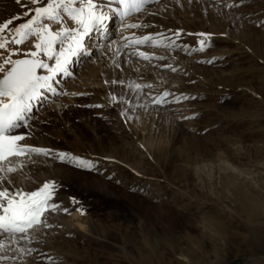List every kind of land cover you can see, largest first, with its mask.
Instances as JSON below:
<instances>
[{
    "label": "rangeland",
    "instance_id": "1",
    "mask_svg": "<svg viewBox=\"0 0 264 264\" xmlns=\"http://www.w3.org/2000/svg\"><path fill=\"white\" fill-rule=\"evenodd\" d=\"M26 3L0 0V23L26 22ZM139 15V27L115 22V53L81 61L75 95L15 130L55 154L7 175L25 191L55 181L58 209L30 240L0 236V264H264V0H149ZM33 43L9 47L22 57ZM74 214L83 230L63 224Z\"/></svg>",
    "mask_w": 264,
    "mask_h": 264
},
{
    "label": "snow or ice",
    "instance_id": "2",
    "mask_svg": "<svg viewBox=\"0 0 264 264\" xmlns=\"http://www.w3.org/2000/svg\"><path fill=\"white\" fill-rule=\"evenodd\" d=\"M16 2L20 3V0ZM115 3L119 6L115 11L123 20L132 13L142 11L148 0H115ZM29 4L41 6L28 8ZM22 6L28 9L23 14L29 17L26 22L10 28L14 20L22 19L21 16H13L0 23V50H3L0 51V174H3L0 175V236L15 239L17 243L19 239L30 240V231L50 226L45 213L55 212L58 205L55 202V181H45L36 190L25 191L7 175L23 169V162L17 163L21 157L33 153L48 155V150L44 148L20 143L26 140L27 134H16L15 130L26 127L35 118L34 102L46 100L45 93L53 97L68 94L63 89L58 90L57 77L71 75L69 65L72 60L87 52L85 38L94 32H103L109 19L108 12L112 11L101 0H27ZM33 12L35 14L31 15ZM67 19L73 21L74 26H69ZM53 24L59 27L53 30ZM199 35L210 38L211 34ZM33 38V47L24 51L22 57L21 49L9 47L10 44L21 45ZM149 40L151 37L144 36L133 43L142 44ZM205 42L204 39L200 41L201 51ZM5 52L8 54L5 55ZM139 55L148 58L147 53L140 52ZM13 56L18 58L13 59ZM135 87L140 88V85ZM168 95V92L163 94ZM156 102L162 103L163 97ZM65 156L60 154L61 159ZM72 161L82 167H93L91 162L79 157H72ZM63 210L68 211L66 208ZM3 248L0 243V249ZM20 251L30 254L32 250ZM8 258L0 256V260Z\"/></svg>",
    "mask_w": 264,
    "mask_h": 264
},
{
    "label": "bare ground",
    "instance_id": "3",
    "mask_svg": "<svg viewBox=\"0 0 264 264\" xmlns=\"http://www.w3.org/2000/svg\"><path fill=\"white\" fill-rule=\"evenodd\" d=\"M106 1V0H105ZM149 1V0H148ZM150 1H152V0H150ZM101 2H103V1H101ZM106 2H110V1H106ZM105 2V3H106ZM109 4V3H108ZM116 4V3H115ZM114 4V5H115ZM111 7V8H113V7H115V6H113V5H108V7ZM114 14H116V15H114ZM140 14V12H138V13H132V14H130L128 17H126L124 20H123V25H122V23H121V29H124V28H126V27H128V25H131V24H138V23H140L139 21H140V16L141 15H139ZM138 15V16H137ZM108 16H109V19L105 22V25H104V31L103 32H94L91 36H89V37H86L85 39H86V46H87V52L86 53H83V54H81V55H79L78 57H75L73 60H72V62L70 63V65H69V72L71 73V75H61V76H58L57 77V80L59 81V84L57 85V88H58V90H60V89H63L66 93H68V95H70V96H72V95H74L75 94V91H73L72 89H71V85H72V81H70L69 79L70 78H72V77H78V74L79 75H81L82 73H84V71L86 70V67L83 69V68H80L81 66H80V64H81V61H82V63L83 62H85V61H91L92 60V58H91V56H94V54L96 53V52H99L100 51V49H102V48H104L105 49V51H112L113 49L115 50V43H109V36L111 35V32H112V30H114V29H112L113 28V26L115 25V22H117V21H119V19H121L120 18V16H119V14L117 13V12H115V9L114 10H112V11H109L108 12ZM122 21V20H121ZM67 24L69 25V26H74V22L73 21H71L70 19H67ZM117 25V24H116ZM59 27V25H55V24H53V30H55L56 28H58ZM123 27V28H122ZM129 29L131 28V27H128ZM129 29H127V30H124L122 33H123V35H124V37L123 38H127L128 36H127V33L128 32H131V30H129ZM119 38V37H118ZM121 39V38H120ZM105 40V41H104ZM127 42H130V41H124L123 43H120V44H118L119 46L121 45H123V47L125 46L124 44H126ZM156 42V41H155ZM27 45V44H26ZM29 46V45H28ZM27 46V47H28ZM29 48V47H28ZM32 48V47H31ZM122 48V47H121ZM118 50V51H117ZM117 50H116V52H118L119 53V50H121V49H118V46H117ZM104 51V50H103ZM104 51V52H105ZM106 53V52H105ZM112 53H115L114 51H112ZM98 54V53H97ZM102 54H103V52H102ZM96 56V55H95ZM106 57V56H105ZM89 58H91V60H89ZM94 58V57H93ZM94 61V60H93ZM92 62V61H91ZM86 64V63H85ZM91 64V63H90ZM87 65H89V62L87 63ZM42 72H43V70H41ZM80 79V78H79ZM71 89V90H70ZM45 95H46V97H47V99L46 100H44V101H36V102H34L35 103V106L36 105H40L41 103H44L45 101H47V100H54V98L55 97H53V96H51V94L50 93H45ZM66 96V95H65ZM69 96V97H70ZM38 107V106H37ZM39 108V107H38ZM35 111H36V108L34 107V109H33V113H35ZM29 127V126H28ZM32 127V126H31ZM29 129V128H28ZM31 132H32V130H31ZM35 136V135H34ZM33 136V137H34ZM36 139V138H35ZM34 139V140H35ZM29 142V141H28ZM26 143V142H25ZM30 144V143H29ZM106 148V147H105ZM46 150H48V153L51 155H54L55 153L53 152V151H51V150H49V149H46ZM110 151V150H109ZM115 153V152H114ZM110 154V153H109ZM107 156V155H106ZM113 156H116V155H113ZM95 158V157H94ZM108 158H109V155H108ZM113 159V158H112ZM102 160V159H101ZM121 162H123V159L121 158ZM105 162H106V160H104ZM110 161V160H109ZM101 162V161H100ZM119 162V161H118ZM117 162V163H118ZM104 163V162H103ZM107 163H109V162H107ZM112 163H113V161H112ZM103 164H101V163H97L96 165H95V167H98V169L99 170H101V169H103ZM116 166V165H115ZM119 166V165H118ZM111 167V166H110ZM116 168H118V167H116ZM112 169V168H111ZM106 174V173H105ZM110 174V173H109ZM121 176V175H120ZM92 177V176H91ZM102 177V176H101ZM99 178V177H98ZM45 180V179H44ZM92 180H93V178H92ZM100 180V179H99ZM103 180V179H102ZM116 180H117V178H116ZM46 181V180H45ZM94 181H98V180H94ZM105 181V180H104ZM37 183H40V182H37ZM99 184H97V185H101L102 187L104 186L105 187V182H103L102 181V183L101 182H98ZM107 184H109V183H107ZM26 185V184H25ZM24 185V186H25ZM31 185V184H30ZM94 185H96V184H94ZM96 185V186H97ZM110 185V184H109ZM101 187V188H102ZM108 187V186H107ZM113 187V186H112ZM98 188V187H97ZM67 207H69V205H66ZM71 207V206H70ZM64 208V207H63ZM66 208V207H65ZM68 209V208H67ZM64 214V213H63ZM76 215V216H75ZM73 216V215H72ZM76 217H78L77 216V214H74V216L73 217H71V218H66V220L64 221V225H66L67 227H69V230L71 231V230H75V228L76 229H81V230H83V228H85V226L83 227V224H82V222H79L78 220V222L76 221V225H74V218L75 219H78V218H76ZM80 217V216H79ZM63 218V217H62ZM64 219V218H63ZM62 219V220H63ZM81 219V218H80ZM61 220V219H60ZM80 221H82V220H80ZM85 221H87V220H85ZM85 221H83L84 223H85ZM58 222V221H57ZM88 222V221H87ZM53 223V222H52ZM62 223V222H61ZM59 224V223H58ZM85 224H87V223H85ZM50 225V224H49ZM54 225V224H53ZM74 226H76L75 228H74ZM65 227V226H64ZM66 228V227H65ZM54 229H56L55 227H54ZM64 229V228H63ZM67 229V228H66ZM60 230H61V228H60ZM68 230V231H69ZM73 230V231H74ZM49 231H51V230H49ZM54 231V230H53ZM64 231V230H63ZM66 231V230H65ZM57 232H59V231H57ZM76 232V231H75ZM85 232V231H84ZM96 232V231H95ZM62 233V232H61ZM63 234V233H62ZM88 234V233H87Z\"/></svg>",
    "mask_w": 264,
    "mask_h": 264
}]
</instances>
